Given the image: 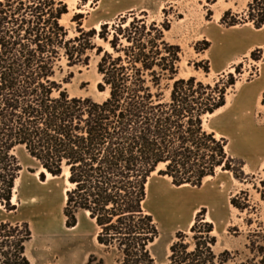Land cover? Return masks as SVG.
<instances>
[{
	"label": "trees",
	"instance_id": "1",
	"mask_svg": "<svg viewBox=\"0 0 264 264\" xmlns=\"http://www.w3.org/2000/svg\"><path fill=\"white\" fill-rule=\"evenodd\" d=\"M67 13V0H0V206L15 209L11 198L21 167L14 150L23 147L42 176L54 178L68 168V226L78 212L87 213L97 243L114 252L118 264H155L150 246L158 229L145 209L148 178L160 163L159 174L176 186L198 187L216 168L232 170L225 140L205 120L225 105L235 80L231 73L213 83L177 78L180 48L164 38L170 26L147 22L145 13L104 22L97 32L82 28L78 13L73 37L61 24ZM229 14L221 17L227 26L252 22L259 28L264 0H248L240 19L227 21ZM95 36L111 51L95 45ZM93 50L99 57L97 89L107 92L101 101L71 96L64 88L69 78L59 76L62 60L87 64ZM231 203L245 208L237 196ZM190 231L193 248L174 241L168 264H224L212 251L210 223L196 220ZM30 236L27 223L0 220V264H30ZM259 242L249 241L252 257L239 264H264ZM95 260L91 255L87 264L102 263Z\"/></svg>",
	"mask_w": 264,
	"mask_h": 264
},
{
	"label": "rangeland",
	"instance_id": "2",
	"mask_svg": "<svg viewBox=\"0 0 264 264\" xmlns=\"http://www.w3.org/2000/svg\"><path fill=\"white\" fill-rule=\"evenodd\" d=\"M248 0H67L68 13L61 19L73 37L78 34L77 21L85 30L99 31L104 22H118L134 13L146 14L147 22L168 23L164 38L180 48L177 78L193 76L213 83L231 73L235 83L227 89L225 105L207 116L206 127L223 138L231 160V171L216 168L201 185L176 186L159 174L160 163L147 182L145 209L157 225L158 237L150 246L155 264H168L170 245L174 241L189 243L193 248L192 224L212 225L210 237L216 243L213 253L224 264H239L252 257L249 241L264 245V24L256 28L252 22L227 26L221 22L230 10L238 19L245 15ZM81 14L77 21L72 20ZM110 37V36H109ZM97 46L111 51L109 44L93 39ZM87 64L68 66L61 61L60 77L71 96L106 98L97 84L99 57L91 51ZM226 79V78H225ZM21 169L15 180L11 204L14 210L0 206V220L27 223L31 236L25 245L30 264H87L91 255L101 264H118L114 252L97 243V227L87 213L78 212L74 226L66 224L64 215L67 176L48 179L23 147L14 150ZM39 169V170H38ZM68 172V170H67ZM67 180V181H66ZM69 183V182H68ZM245 203L241 211L231 203L233 197ZM198 230V229H196ZM196 234H199L196 231ZM218 262V259H216Z\"/></svg>",
	"mask_w": 264,
	"mask_h": 264
},
{
	"label": "bare ground",
	"instance_id": "3",
	"mask_svg": "<svg viewBox=\"0 0 264 264\" xmlns=\"http://www.w3.org/2000/svg\"><path fill=\"white\" fill-rule=\"evenodd\" d=\"M36 174H38V172H36ZM64 175H65V176L68 175L67 170L64 171ZM46 177H47L48 179L53 178V176H52L51 174L47 173V172H46ZM66 181H67V180H66ZM67 184H68V186H69L68 181H67Z\"/></svg>",
	"mask_w": 264,
	"mask_h": 264
},
{
	"label": "water",
	"instance_id": "4",
	"mask_svg": "<svg viewBox=\"0 0 264 264\" xmlns=\"http://www.w3.org/2000/svg\"><path fill=\"white\" fill-rule=\"evenodd\" d=\"M68 170V169H67Z\"/></svg>",
	"mask_w": 264,
	"mask_h": 264
}]
</instances>
